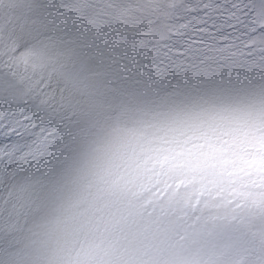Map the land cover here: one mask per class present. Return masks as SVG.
<instances>
[{"label":"rangeland","instance_id":"374dc122","mask_svg":"<svg viewBox=\"0 0 264 264\" xmlns=\"http://www.w3.org/2000/svg\"><path fill=\"white\" fill-rule=\"evenodd\" d=\"M47 2L0 0V76L21 86L12 107L40 91L50 101L40 118L64 133L51 165L0 171V237L19 242L11 254L27 264H264V63L241 43L220 74L125 83L72 42ZM112 3L113 58L132 74L184 39L166 38L147 0Z\"/></svg>","mask_w":264,"mask_h":264},{"label":"snow or ice","instance_id":"6c2138e0","mask_svg":"<svg viewBox=\"0 0 264 264\" xmlns=\"http://www.w3.org/2000/svg\"><path fill=\"white\" fill-rule=\"evenodd\" d=\"M45 6L54 22H59L71 33L72 42L84 48L88 58L105 69V75L125 83H139L144 77L155 82L185 73L220 74L226 65L234 62V49L241 43L247 49L246 57L256 56L264 63V0L239 3L207 0L199 5L186 0H147L146 10L156 18L153 22H165L162 26L169 31L166 38L180 36L184 39L178 42V47L165 52L159 61L138 64L134 74L121 65L120 60L124 57L113 58L111 21L116 18L117 9L112 0H48ZM168 21L177 23L173 27L166 23ZM36 55L38 53L26 55L25 62ZM145 59L152 60V57ZM132 76L136 79L132 80ZM20 88L13 79L0 76V95L3 97L0 103L4 105L0 108V171L4 172L51 165L60 151L58 140L64 136L53 120L40 118V110H47L50 104L40 91L27 90L24 95L30 96L31 101L17 99L18 107H12L10 98L16 96ZM18 247L17 240L0 237V252L9 251L6 259L0 258V264H27L11 254L10 250Z\"/></svg>","mask_w":264,"mask_h":264},{"label":"clouds","instance_id":"9594fccd","mask_svg":"<svg viewBox=\"0 0 264 264\" xmlns=\"http://www.w3.org/2000/svg\"><path fill=\"white\" fill-rule=\"evenodd\" d=\"M26 51V49L25 48H21V50H20V52L19 53H17V55H22V54H24V52ZM48 69H44V71H47ZM181 191L183 192V191H186V189H181ZM150 193H145V195H149Z\"/></svg>","mask_w":264,"mask_h":264}]
</instances>
